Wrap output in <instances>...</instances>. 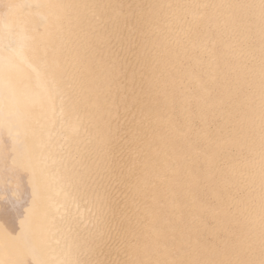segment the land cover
Segmentation results:
<instances>
[{
    "label": "bare ground",
    "instance_id": "1",
    "mask_svg": "<svg viewBox=\"0 0 264 264\" xmlns=\"http://www.w3.org/2000/svg\"><path fill=\"white\" fill-rule=\"evenodd\" d=\"M0 264H264V0H0Z\"/></svg>",
    "mask_w": 264,
    "mask_h": 264
}]
</instances>
